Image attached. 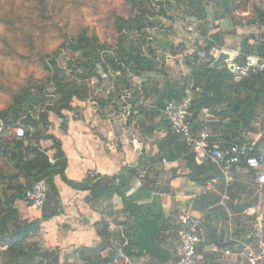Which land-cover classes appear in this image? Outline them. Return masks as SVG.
Returning a JSON list of instances; mask_svg holds the SVG:
<instances>
[{"label":"crops","instance_id":"0c3cea01","mask_svg":"<svg viewBox=\"0 0 264 264\" xmlns=\"http://www.w3.org/2000/svg\"><path fill=\"white\" fill-rule=\"evenodd\" d=\"M219 1L222 3L224 13L228 10L227 7L230 11L233 10L232 0ZM259 1L264 2L256 0L252 4L264 13V5L259 4ZM235 14L241 15L239 12ZM222 16L219 24L218 20L214 19V30L210 31V26L203 23L204 26L200 29H194L193 26L185 29L183 35L174 26H164L168 19L158 17L162 23L159 22L150 30H146L145 37L148 41L140 49L144 57L155 55L152 72L140 69L135 73L127 68L125 75L110 71L101 75L95 73L96 77L93 78L97 85L94 89L86 88L87 95L78 94L73 97L69 110L51 111L47 114L46 128L40 127L44 137L39 142L51 157L56 156L59 147L52 140L45 139V136L53 137L60 144L65 169L52 178L58 196L57 202H47L44 206L48 214L57 212V215L40 223L32 239L36 244H31L29 239L27 243L37 245L43 251L57 254L59 251L92 249L103 244L105 248L100 252L102 258L107 257L111 250H115L112 240L116 237V230L110 232L107 230L106 240L98 235V232L106 227L105 220L108 218L117 227H121L125 235L134 224V220L125 209L120 194L107 192L95 199L91 197L90 191L69 186L68 183L87 182L90 172L97 174L98 177L118 178L122 175L120 181H123L125 197L134 198L136 207L149 209L150 218L157 220L160 227L163 226L160 232L153 236L155 246L153 244L152 250L156 248L155 251H163L164 256L171 259L169 264H176L174 260L177 258L176 251L187 230V224L182 220L199 219L204 214V226L208 222L212 228L219 224L225 228L220 231V235L216 234V241L222 239L225 243H239L242 249L244 245L256 248L260 242L264 243V223L258 217L254 218L251 226L242 225L239 233H236V229L231 225L232 218L235 217L228 213L218 217V224H215L213 216L212 221H208L209 217L206 215L214 208L208 206L202 209V197L212 186L202 182V176L191 171L180 140H176L171 133L162 114L165 103L176 100L186 89L194 85L193 69L204 65L212 68L211 65L218 53L224 51L230 55L235 51L240 52L244 49L243 42L250 46L257 45L258 34L264 39V23L247 26L248 19L246 21L239 19L243 26H235V34L226 35L228 29L225 27L229 22L227 24ZM206 18V21L213 19L203 14V19ZM150 32L156 33L157 36L150 38ZM218 33H221L220 39L215 38V34ZM210 44L213 48L207 51ZM218 70L226 72V76L223 74L224 77L231 76L225 70V64ZM118 76L120 79L116 80L115 77ZM123 79L130 85L129 94L126 92L127 86ZM226 80L224 84H227ZM92 82H95L94 79L90 80V83ZM117 91L118 94L125 95L128 106L135 104L136 99V109L140 112V117L131 118L129 127L123 110H120ZM198 93L199 90L195 94ZM221 93L223 97L216 99L214 91L209 92L210 99L206 106L198 112L193 111L194 126L202 127L203 110L210 108L221 111L236 97L232 90L226 89L223 85ZM215 120H218V117H215ZM223 122L227 123L228 118ZM132 139H137L138 143L132 144ZM89 179L92 183L96 181ZM146 184L149 187L147 191L144 186ZM14 206L21 222L38 220L43 212L27 206L21 200L16 201ZM237 223L239 225V222ZM217 228L214 230L219 234ZM246 233L251 237V241L242 242V237ZM256 234L260 237H256ZM215 250L223 249L214 243L202 248L201 251L208 259L215 260L216 256H219V253H214ZM8 256L12 260L15 258L13 253H8ZM120 258L124 264H154L153 259L147 254L133 258L121 255Z\"/></svg>","mask_w":264,"mask_h":264},{"label":"trees","instance_id":"16d2710c","mask_svg":"<svg viewBox=\"0 0 264 264\" xmlns=\"http://www.w3.org/2000/svg\"><path fill=\"white\" fill-rule=\"evenodd\" d=\"M20 1L23 2L24 6H30V9L35 7L38 13H42L46 9L47 0ZM125 1L130 6L131 10L135 7L140 9V21H132L130 20L131 17L123 18L122 16H114V24L116 25L115 32L117 33V38L123 40L125 39L124 43H126V47L119 50V56L117 58H112L111 56L106 55L103 60H100L97 52L99 51V48L103 49L105 46L100 44L98 38L95 35H89L86 29H82L79 33H77L76 36L69 37L67 35H63V43L60 45V49L44 57H48L49 59L51 58L50 60L52 61L54 67L53 77L55 78L56 87L60 94V99L57 104L54 107L52 106L51 108L46 109V111L57 112L60 110H69L71 108L70 103L73 97L78 96V94L87 95V91H85L83 87L72 88L63 80L57 79L59 71L56 68L53 58L58 54L61 48L65 46H67L71 52H79L82 54V57H84L86 61L83 62L81 66L85 69H88L92 77L96 76L94 73L95 64L99 62H101L104 72H120V74L125 75V70H127V68L129 71H134L135 73L136 70L140 69L147 72L153 71L155 65L154 57L151 55L148 57L142 56L141 51L135 47L134 41L129 39V35L127 33L141 31L143 27L148 25V17L154 16V14H150L147 9H144L141 0ZM192 1L193 4H191L189 0L188 5H190V8L193 9L196 14L203 18V14L205 13L201 1ZM232 1L234 7L231 12H234V14L236 12L244 13L248 4H251L250 0H240L239 3H236L235 0ZM161 6L160 11L156 14V16L159 18L168 19L166 12L161 9ZM227 13H229V11ZM251 13L255 17L246 21L247 26L255 25L256 23H264V13L260 9L252 5ZM225 17L226 14L221 18L224 19ZM11 25L17 27L18 30L22 29L20 36H22L23 39L30 38L29 33L24 27H18L16 24ZM230 26L232 31H226V35L235 34V26H243V24L241 21L236 23L231 22ZM151 27H153V25L149 28ZM123 32H125V34H123ZM220 35L221 33L215 34V38L220 39ZM145 36L146 32H142L140 35L139 43L141 46L147 44L148 40ZM130 42L132 43L131 46ZM211 45L212 44L207 47V51L213 48ZM243 48L244 49L240 51L241 57H245L257 52L259 57L264 59V42L257 43L255 46H250L247 44V42H243ZM151 54L153 55V52ZM223 71L224 70L212 69L208 65L193 69L192 76L194 85L192 87L199 90V93L195 94L193 111L198 112L206 106V102L210 99L208 98L209 92L214 91L215 97L217 99L219 97H223L221 93L222 85L226 89L232 90L236 97L234 100L229 102L228 107L222 108L221 111H215L210 108L208 109L209 115L213 120L208 124V128L219 131V134L214 136L213 142L230 145L240 134L249 131H256L252 129V124H256L261 129H264V119L259 124L252 121L254 115L259 113V110L264 107V70L239 84H233L231 76H229V78L228 76L224 77L226 74L224 73L223 75ZM78 78L84 82L89 78V76L83 74L78 75ZM115 79L119 80L120 76L115 77ZM225 80L227 81V84H224ZM122 81L127 87L130 86L126 79H123ZM118 93L119 92L117 91V94ZM23 100L32 102L34 101L29 92L28 82L16 86L15 91H13L11 94L9 105L6 109L0 111V121L4 124V127H9L12 129L13 127L17 126L18 121L21 120V118L25 115L24 112L23 116L21 118L19 117V111L21 110V104ZM233 106H239V110H234ZM46 111H43L41 114H39L40 123L34 121L30 115H27L22 123L24 125L32 126L33 128H37L41 125V127H44L45 129L47 126ZM214 115L215 117H218V120H215ZM227 118L228 122L224 123V119ZM192 121H194L193 117ZM201 130V125H193V136L197 137ZM42 134V132L37 131L34 133L33 137L39 142V140L44 137ZM174 137L176 140H180L182 150L187 155V163L191 171L202 176V182L212 186V188L209 189L208 192L202 197V209H205L208 206H213L214 208L206 215L209 217L208 221H212L211 216H213V220L215 219L216 221H219V216L228 213L235 217L236 233H239V228L243 225L242 216L245 215L247 210L256 206L255 200H249L250 195L255 191H253V189H255L253 182H249L250 180L254 181V173L249 170L242 169L239 174L235 176V180L233 183H231L230 187L226 190L227 199L224 200L223 207H217L224 192V184L219 171L214 166L209 164L197 165L194 154L191 153L190 147L179 137ZM45 139L52 140L53 143L59 147V150L55 156L57 161L53 166L48 164L47 157L44 154L36 150L31 151L33 156L32 158L25 159L28 154H24L21 150L23 145L22 140L15 139L12 136H6L4 140L0 138V257L3 258L5 254L13 253L15 258L10 264H58L57 253L41 251L37 245H31L27 243L28 234L32 231L36 232L41 222H45L56 216L57 212L48 214L43 208L40 219L32 222H21L18 219V213L14 206L16 201H23L24 192L34 182L40 179H45L48 185L46 203L51 201L56 203L58 200L52 178L56 173H60L65 169V162L62 161L60 144L51 136H45ZM21 177L24 179L23 183L20 182ZM120 179H122V175H120L118 178L97 176L94 183H92V181L88 178V181L85 183L68 184L72 188L90 191L91 197L95 199L100 198L107 192L120 194L125 209L130 212L134 220V224L130 226L128 230L126 229V237L128 240L127 245L120 248L123 257L133 258V256L141 257L144 254H147L149 258L153 259L154 264H169L171 259L166 258L163 251H155L156 248L152 250L153 244L155 246V242H153V236L156 233H159L163 226L160 227L157 224V220L150 218L149 214L151 213L149 209H144L146 212L145 213L143 212V209L136 207V201L134 198L125 197V193L123 192V181H120ZM91 183L92 185H90ZM144 186L145 190L147 191L149 187L147 184ZM237 222H239V225H237ZM204 228V240L199 247V252H201L202 248L210 244H214L217 240L216 230L211 229L210 223L207 222V225H205ZM98 235L106 240L108 238V231L106 227L102 231H99ZM249 241H251V237H248V234L246 233L242 237V242ZM104 248L105 245L100 244L95 248H83L73 251V253L77 254L79 258L85 259V264L123 263L118 252L115 250H111L107 257L102 258L100 256V252L104 250ZM227 248H229L231 251L237 252L242 249L239 243H233ZM3 249H5V251H2ZM204 257L207 258L208 256L205 254ZM115 259H117V263L113 262ZM174 260L177 262L178 258H174Z\"/></svg>","mask_w":264,"mask_h":264},{"label":"rangeland","instance_id":"374dc122","mask_svg":"<svg viewBox=\"0 0 264 264\" xmlns=\"http://www.w3.org/2000/svg\"><path fill=\"white\" fill-rule=\"evenodd\" d=\"M154 1L163 2L164 4L162 6L159 4L155 5ZM200 1L205 15L211 16L213 19L206 21L207 18H201L190 8V5H188L189 0H141L144 9H147L154 16L148 17V25L143 27L141 31L127 33L129 39L134 41L137 49H141L139 43L141 33L146 32L147 29L150 30V26L158 25L161 22L156 16L160 11V6L167 13L168 17V20L163 21L164 26H174L182 35L185 29L192 26L194 29H200V27L204 26L203 23L210 26V31L214 30V19L216 18L218 20L217 24H219L222 14H226L224 20L227 21V24L229 22L228 26L225 27L228 29L227 31H232L231 22H240L241 19L246 21V19L255 17L252 14L249 17L238 16L234 12H231L229 7H227L228 10L224 13L222 3L218 2V0ZM190 3L193 4V1L190 0ZM260 3L262 1H259ZM252 5V3L248 5L251 12ZM261 5H264V2ZM36 10L35 7L30 9V6H24L20 0H0V111L6 109L9 105L11 94L15 91L16 86L28 82L29 92L34 101L23 100L21 110L19 111L20 118L27 111H32L33 117H37L42 111H46V109L52 106L54 107L59 101L60 94L53 77L54 67L50 60L51 58L44 57L60 49V45L63 43V35L69 37L76 36L82 29H86L89 35H95L100 44L105 46L103 49L99 48L97 52L100 60H103L106 55L117 58L119 50L126 47V43H124L125 39L117 38L114 16L131 17L130 20L132 21H140V9L135 7L131 10L125 0H47L45 11L38 13ZM228 11L229 13H227ZM11 24L24 27L29 33L30 38L23 39L20 36L22 29L18 30L17 27ZM150 33V38L157 36L154 32ZM53 61L59 71L57 79L63 80L70 87H83L85 91L86 88L94 89L96 87L97 81L95 78L92 77L88 69L81 66L86 60L79 52H71L65 46L61 48L53 58ZM103 72L101 62L96 63L94 73L101 75ZM224 73L226 72L223 71ZM83 74L88 75L90 79L88 78L84 82L81 81L78 75ZM93 79L95 82H92V84L90 80ZM46 113L48 114L49 112L46 111ZM263 119L264 107L259 110V113L254 115L252 121L259 124ZM36 122L40 123V119ZM40 127L41 125L34 128V133L42 130ZM252 129L256 130L253 132L261 130L256 124H252ZM212 131L215 132L213 129ZM23 180L21 177L20 182L23 183ZM253 191L249 200H255L256 206L247 210L245 215L242 216L244 227L251 226L253 220L255 221L257 217L264 223V188L260 195L256 193V189H253ZM141 209L144 210V207ZM218 223V221H215V224ZM231 225L233 229H236L235 218H232ZM214 226L211 229L218 227L219 234L216 233L217 235H220V231L225 229L220 224ZM28 239L31 240V244H36V241L32 240L34 238ZM41 251L43 250L41 249ZM203 253L202 251L199 252L200 255ZM57 255L58 264L86 263L85 259L79 258L73 251H59ZM12 261L8 254H5L3 258L0 257V263L2 264H10Z\"/></svg>","mask_w":264,"mask_h":264},{"label":"built area","instance_id":"2783aa9c","mask_svg":"<svg viewBox=\"0 0 264 264\" xmlns=\"http://www.w3.org/2000/svg\"><path fill=\"white\" fill-rule=\"evenodd\" d=\"M239 1L235 0L236 3H239ZM254 1L256 0L251 3ZM251 14L250 6H247L246 11L241 13V16L248 17ZM262 42H264V39L258 34L257 43ZM259 60L263 61L262 65H258ZM224 64L225 69L231 75L233 84H239L264 70V59L260 58L257 52L245 57H241L240 52H232ZM197 92L198 89L190 87L176 100L164 104L162 114L171 133L190 147L197 165L209 164L219 171L224 184V192L219 206H223L224 200L227 199L226 190L242 169L254 173V181L250 180L249 182H253L256 193L260 195L264 188V129L257 132H244L237 136L230 145L213 142L214 136L218 135L219 131L215 130L213 132L208 128L212 118L208 110H203L202 130L197 137H194L192 134V114L194 97ZM27 115H30L33 120L37 121L39 119V115L33 117L32 111H27L18 121L17 126L12 129L4 127V124L0 121V138L4 140L6 136H12L15 139L22 140L21 150L24 154H28L25 159L32 158L31 151L36 150L47 157L49 165H55L57 159L51 157L40 142L34 139V128L22 123ZM131 143L136 145L138 140L132 139ZM88 176L94 180L97 174L90 172ZM47 194V182L45 179H40L24 192L23 198L29 207L42 210L47 201ZM204 215L195 220H182L187 224V230L176 251L178 258L176 264H264V243L261 242L256 248L244 245L240 252H231L229 249L215 250L214 253H219L215 260L205 258L203 254L200 255L199 247L204 240ZM104 223L109 232L117 231L115 239L112 240V245L121 256L120 248L127 245L128 242L123 229L117 227L108 218ZM35 235L36 232L32 231L28 234V238H33ZM256 237H260V235L256 234ZM258 248H260V251H258ZM113 262L116 263V260Z\"/></svg>","mask_w":264,"mask_h":264},{"label":"water","instance_id":"95a60500","mask_svg":"<svg viewBox=\"0 0 264 264\" xmlns=\"http://www.w3.org/2000/svg\"><path fill=\"white\" fill-rule=\"evenodd\" d=\"M155 5H162L163 2H158V1H154ZM130 46H131V42H130ZM228 53L221 51L220 53H218V55L215 57L213 63H212V68L218 70L221 68V66L225 63L226 60H228ZM263 61L259 60L258 61V65H262ZM126 92L129 94V88H126ZM117 99L119 100L121 107L120 110H123V113L125 115V119L127 121V127H129L130 125V120L131 118H133L134 116L136 117H140V112L137 111V107H136V99H135V104L128 106L127 104V98L125 97V95L123 94H118L117 95ZM233 109L238 111L239 110V106H233ZM234 242H223L222 239L218 240L215 242V244L219 247H221L222 249L227 248L228 246L232 245ZM260 251V250H258Z\"/></svg>","mask_w":264,"mask_h":264}]
</instances>
